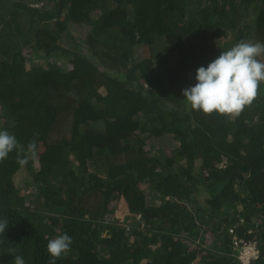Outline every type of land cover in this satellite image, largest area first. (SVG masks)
<instances>
[{
	"label": "trees",
	"instance_id": "1",
	"mask_svg": "<svg viewBox=\"0 0 264 264\" xmlns=\"http://www.w3.org/2000/svg\"><path fill=\"white\" fill-rule=\"evenodd\" d=\"M196 1L199 28L190 0H0V129L17 140L0 264H50L63 233L55 264H242L239 238L264 264V82L234 115L182 94L223 50L264 43V0Z\"/></svg>",
	"mask_w": 264,
	"mask_h": 264
},
{
	"label": "clouds",
	"instance_id": "2",
	"mask_svg": "<svg viewBox=\"0 0 264 264\" xmlns=\"http://www.w3.org/2000/svg\"><path fill=\"white\" fill-rule=\"evenodd\" d=\"M264 53V43L240 41L211 60L206 66L196 68L194 83L182 90L183 99L193 110L205 114L214 111L220 114H239L244 106L249 105L257 95V89L264 82V61L258 57ZM17 147L14 135L6 129H0V161L6 159ZM31 151L35 144L30 143ZM21 164L24 160L19 161ZM137 218L140 214L136 215ZM8 225L0 220V232H5ZM244 239L236 242L241 244L239 257L242 264H250L259 254L253 243ZM72 237L67 233L50 239L46 251L50 254V264H55L70 249ZM14 264H25L22 256L14 255Z\"/></svg>",
	"mask_w": 264,
	"mask_h": 264
},
{
	"label": "rangeland",
	"instance_id": "3",
	"mask_svg": "<svg viewBox=\"0 0 264 264\" xmlns=\"http://www.w3.org/2000/svg\"><path fill=\"white\" fill-rule=\"evenodd\" d=\"M197 4L198 3L196 0H190V3L186 9V12H187V19L186 20L187 21H193V23H194L193 25L195 28H199L203 23V20L199 14L200 12L197 13V10H196L200 6L199 4L198 5ZM200 4H203V3H200ZM204 5L205 4L201 5L200 7H203ZM95 15H96V12L95 13H89L87 15V19L88 20L93 19ZM116 212H117V215L120 216L121 218H123L125 222H127V223H128V221L133 222V218H132L133 215L128 211L125 203L121 204V206L119 207V210H117Z\"/></svg>",
	"mask_w": 264,
	"mask_h": 264
}]
</instances>
